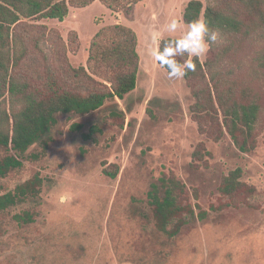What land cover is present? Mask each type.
<instances>
[{
  "label": "rangeland",
  "instance_id": "374dc122",
  "mask_svg": "<svg viewBox=\"0 0 264 264\" xmlns=\"http://www.w3.org/2000/svg\"><path fill=\"white\" fill-rule=\"evenodd\" d=\"M191 1L145 0L116 13L96 0L87 8H70L63 22H29L46 28L31 54L40 56L39 68L48 66L42 82L20 74L31 91L47 92L50 74L51 82L64 86L55 63L58 37L73 68L84 67L108 86L88 67L91 42L101 29L131 28L141 62L136 89L124 100H109L86 116L59 115L49 148L33 146L24 167L0 179V195L31 183L35 189L24 202L0 211V264H264V70L255 63L264 43L219 42L224 60L215 67L218 92L207 73L206 81H193L194 90L205 91L201 96L212 91L214 109L195 117L192 87L184 78L170 79L150 54L158 46L152 33L173 16L183 20ZM74 33L77 52L71 46ZM213 55L210 49L199 60L204 65ZM243 91L263 109L257 147L250 153L240 152L226 133L219 105V98ZM115 111L124 115L114 117ZM74 124L80 128L73 130ZM105 169H118L117 177H108ZM237 169L244 187L230 198L223 182ZM164 178L183 184L184 213L208 214L181 226L174 237L160 228L149 196L154 185L163 194Z\"/></svg>",
  "mask_w": 264,
  "mask_h": 264
},
{
  "label": "trees",
  "instance_id": "16d2710c",
  "mask_svg": "<svg viewBox=\"0 0 264 264\" xmlns=\"http://www.w3.org/2000/svg\"><path fill=\"white\" fill-rule=\"evenodd\" d=\"M96 0H0V179L9 173L24 167L27 153L35 145L49 148L52 141V128L57 124L59 115L86 116L104 107L109 100H124L137 86L140 70L137 34L129 27L116 24L101 29L91 42L88 67L93 75L109 83L99 82L90 76L84 67L73 68L69 62L68 49L62 38L54 40L58 58L56 67L63 78L59 87L48 76L44 84L47 92L31 91L30 83L24 78L42 82L43 73L48 69L46 63L41 69V58L34 53L32 46L38 48L40 38L46 35L45 27L29 23L36 20H58L63 22L69 15L70 8H87ZM145 0H100L109 10L120 13L129 12L133 6ZM205 18L211 28L219 30L221 42L224 39L243 38L256 43H264V0H193L187 5L184 23L196 18ZM219 42L210 47L214 54L212 60L204 65L197 58L196 71L188 72L184 77L192 87L196 99L192 107L195 117L208 115L214 109L212 91L194 90V80L206 81V73L217 90L215 67L224 60L217 53ZM72 51L77 52L80 45L77 34L71 38ZM256 67L264 70V46L255 58ZM205 67V69H204ZM165 69V68H164ZM166 70V69H165ZM167 71V70H166ZM20 74L23 77L20 76ZM40 80V81H37ZM219 105L224 118L226 133L242 153H250L257 147V131L263 114L261 105L250 99L246 91L241 94L230 93L225 101L219 98ZM204 111V112H203ZM115 111L114 117L123 116ZM80 126L74 124L73 130ZM224 131L217 136L218 141ZM87 139L90 136H86ZM4 150L7 155L1 157ZM196 152L195 155H199ZM36 158V156L32 155ZM105 175L115 179L118 169ZM243 171L231 172L223 182L222 192L234 198L244 187L240 181ZM162 190L154 185L149 196L155 208V215L160 228L169 236L178 234L181 226L192 223L195 219L205 220L207 212L196 214L193 210L185 212L182 206L184 186L174 178H164ZM31 184L16 188L14 192L0 195V211H5L24 202L29 194H34Z\"/></svg>",
  "mask_w": 264,
  "mask_h": 264
},
{
  "label": "clouds",
  "instance_id": "9594fccd",
  "mask_svg": "<svg viewBox=\"0 0 264 264\" xmlns=\"http://www.w3.org/2000/svg\"><path fill=\"white\" fill-rule=\"evenodd\" d=\"M181 30L182 34L176 36L175 33ZM152 37L158 45L151 50L153 60L167 70L170 79L180 80L188 72L196 71L194 58H203L210 47L220 41L221 34L211 28L205 18H196L185 24L179 16H173L164 29L154 31Z\"/></svg>",
  "mask_w": 264,
  "mask_h": 264
}]
</instances>
